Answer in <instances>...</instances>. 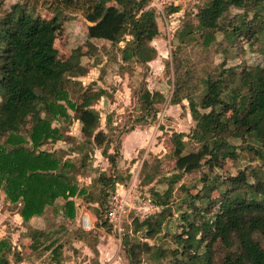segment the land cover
<instances>
[{
    "label": "trees",
    "instance_id": "obj_1",
    "mask_svg": "<svg viewBox=\"0 0 264 264\" xmlns=\"http://www.w3.org/2000/svg\"><path fill=\"white\" fill-rule=\"evenodd\" d=\"M38 2H16L0 17V192L9 205L19 207L25 227L21 237L30 250H51L48 264H62L64 244L53 237L59 230L37 228L31 219L49 208L73 218L74 197L85 195L98 204L93 209L99 224L112 226L106 211L117 183L125 180L111 115L106 132L94 106L104 91H93L80 78L107 56L121 62L119 74L148 67L158 54L153 41L160 24L151 0H53L47 6L51 17L42 15ZM78 10L88 22L85 43L60 60L57 32L66 12ZM97 41L108 45L100 47ZM173 45L165 64L173 74L169 101L142 80L135 92L139 115L134 122H153L160 105L186 100L194 125L171 135L175 165L163 177L168 186L151 190L160 210L124 222L121 245L128 264H264V64L227 66L248 49L264 55V0H205L186 16ZM84 57L93 61L85 64ZM69 109L81 123L84 139L79 143L68 132L73 122ZM56 121L61 125L54 126ZM60 141L69 145L67 150L41 149ZM95 149H101L109 171L94 166ZM242 159L246 164L236 174H222L229 160L237 164ZM154 160L141 166L139 178L143 175L145 184L160 175L162 160ZM92 172L96 176L88 188L80 187L79 176ZM191 174L197 180L184 182ZM176 189L182 230L167 242L152 243L174 217ZM74 233L84 241L90 234ZM22 251L9 237L0 239V264H21Z\"/></svg>",
    "mask_w": 264,
    "mask_h": 264
},
{
    "label": "rangeland",
    "instance_id": "obj_2",
    "mask_svg": "<svg viewBox=\"0 0 264 264\" xmlns=\"http://www.w3.org/2000/svg\"><path fill=\"white\" fill-rule=\"evenodd\" d=\"M25 1L0 0V17L12 4ZM52 1L39 0V10H42L44 17H51L47 6ZM204 2L205 0H166V3L163 5H152L158 14L160 34L153 41L158 54L148 67L137 66L131 73L119 74L121 62L119 60L117 62L114 56H107L104 58L103 63L89 68L87 74L80 78L84 86L92 85L93 91L98 89L104 91V95L94 106L100 112V129L108 131L106 118L108 115H111L114 139L119 136L121 141L120 150L122 159L119 164V170L125 176L122 184L127 188L126 190H128V186L131 183V178L128 175L129 172L133 173V171H136L140 164H143L146 160L154 163V157L161 158L162 160L159 169L160 175L150 184H145L143 182V175H141L138 187L133 192L132 204L142 217L145 214L150 215L160 210V207L156 206L152 201L153 195L151 190H165L168 186L166 182H163V177L170 175L175 165V161L170 156L172 153V133L189 132L194 122L190 114L189 103L184 100L178 105H170L169 102L160 105L158 116L153 122L148 124L135 123L134 119L139 115L135 92L139 89L141 81L146 80L151 90L162 91L169 101L173 89V74L165 69V64L168 60H171L174 35L177 29L182 26L186 16L190 12H196ZM171 7H177L178 10L170 12ZM234 11L238 10L234 9ZM66 16L65 23L62 24L57 32L55 43L60 60L69 56L72 49L84 44L87 37L88 22L83 14L79 10L74 12L67 11ZM97 44L101 47L103 44L108 45V42L97 41ZM92 61L93 59L88 57L83 58L85 64H89ZM215 61L219 62L220 56H216ZM242 61H246L249 65L256 63L264 64V55L248 49L245 53H240L235 58L230 59L227 66H235ZM69 112L73 117V122L68 132L72 136L73 141L79 143L84 139L81 132V123L76 119L73 110L69 109ZM53 124L54 126L61 125L59 121ZM235 142L237 144L241 143L240 140ZM68 147L69 145L66 142L60 141L55 144L44 145L41 149L54 150L63 148L67 150ZM92 155L94 156V166L99 171H109L110 164L102 155L101 149H95ZM245 164V159L240 160L237 164L229 160L221 172L225 176H230L236 174L238 169ZM94 176H96V172L79 176L78 182L80 187L88 188ZM197 178V174H191L187 175L183 181L192 183ZM183 181H179L176 186ZM180 196L179 189H176L173 201L174 212L175 203L179 200ZM4 198L5 194L0 192V230L3 237H9L17 247L18 244H25L24 248H22L25 257L23 264H47V262H50L52 255L49 250L40 249L35 251V253L30 251L28 241L21 237L22 232L25 231V227L21 223L22 219L18 213L19 207L9 205ZM74 201L75 216L73 218L66 217L63 211H57V214H54L52 208H49L45 215L35 216L31 219L34 226L59 230L53 234V237L59 239V242L64 244L63 255L66 258L63 264H128L127 257L122 249L121 239L113 224L112 226L108 225V227L101 226L98 229L97 227L91 229L88 231L90 234L85 241L75 237L74 231L76 229L86 231L82 226V219L85 216L84 210L91 212V214L93 213L92 217L95 219L97 217H94L96 212L93 208L98 207V204L88 202L85 199V195L74 197ZM57 204H59L58 206H62L65 204V201L60 199L57 201ZM139 207L141 208L140 210L137 209ZM142 207H149V209L146 210ZM62 209L64 210V208ZM135 215V209L132 208L128 213L130 221ZM178 218V213L175 212L174 217L167 220L168 222L163 232L159 235L158 240L150 241L152 243L167 242L171 234L180 232L182 230V223ZM126 225L123 224V227L126 228ZM110 227L111 229H108ZM167 232H170L169 236L166 235ZM1 233L0 237H2ZM96 245L98 250H95Z\"/></svg>",
    "mask_w": 264,
    "mask_h": 264
},
{
    "label": "built area",
    "instance_id": "obj_3",
    "mask_svg": "<svg viewBox=\"0 0 264 264\" xmlns=\"http://www.w3.org/2000/svg\"><path fill=\"white\" fill-rule=\"evenodd\" d=\"M165 3L166 0H151L150 6L153 7L152 6L153 4L163 5ZM141 165L142 163L140 164V166L136 171H133V173H131L132 174L131 183L128 186V190H126L127 188H125L122 183H117L116 188L110 197V202H109L110 207L106 211V218L109 220L111 224H113L120 239L122 238V234L124 232V227H123L124 221L126 222L127 220L128 222H130L128 213L132 208L135 209V214H136L135 216L140 218H144L145 216H147L145 214V216L142 217V215L136 210V207L133 206L132 204L133 192H135V189L138 187L139 184V172L141 169ZM149 202L148 204L150 205ZM142 208L146 210L149 209V207H142ZM137 209L140 210L141 208L139 207ZM82 226L86 230H89L92 227L90 218L87 215H85L82 219Z\"/></svg>",
    "mask_w": 264,
    "mask_h": 264
},
{
    "label": "crops",
    "instance_id": "obj_4",
    "mask_svg": "<svg viewBox=\"0 0 264 264\" xmlns=\"http://www.w3.org/2000/svg\"><path fill=\"white\" fill-rule=\"evenodd\" d=\"M178 10V9H177ZM152 62V61H151ZM151 62H149V65H150V63ZM84 214L85 215H87L89 218H90V221H91V225H92V227H91V229H93V228H96L97 227V229H98V227H101V226H103V225H100L99 224V218H98V214L97 213H95V215H94V217H97V218H93L92 217V215H93V213L91 214V212H88L87 210H84ZM22 223V222H21ZM31 224H32V222H31ZM33 225V224H32ZM34 226V225H33ZM35 227H37V228H40V229H45V228H43V227H39V226H35ZM91 229H89V230H87V231H90ZM102 229V228H101ZM0 233H1V230H0ZM1 235H2V237H3V234L1 233ZM2 237H0V239H2ZM4 238V237H3ZM25 240V239H24ZM26 241H28V240H26ZM61 243V242H60ZM16 245V244H15ZM18 248L19 249H22V248H24V247H22V244H18ZM96 249H97V245H96V247H95ZM98 250V249H97ZM30 251H32V250H30ZM50 252H51V250H49ZM33 253H35V251H32ZM24 254V253H23ZM64 254V253H63ZM51 255H52V252H51ZM24 259H25V257H24ZM24 259L22 260V262H21V264H23V261H24ZM51 262V261H50ZM65 262V261H64ZM63 262V263H64ZM49 262H47V264H48ZM62 263V264H63Z\"/></svg>",
    "mask_w": 264,
    "mask_h": 264
}]
</instances>
